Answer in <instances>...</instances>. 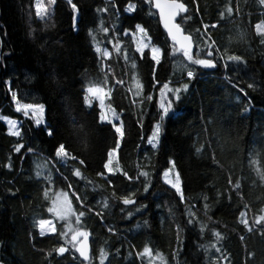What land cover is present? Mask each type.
I'll return each instance as SVG.
<instances>
[{
    "label": "trees",
    "instance_id": "obj_1",
    "mask_svg": "<svg viewBox=\"0 0 264 264\" xmlns=\"http://www.w3.org/2000/svg\"><path fill=\"white\" fill-rule=\"evenodd\" d=\"M179 1L187 11L177 23L192 37L193 59H213L212 70L176 60L173 41L144 0H56L44 19L36 17L33 0H0V115L22 120L20 136L8 134L0 120V264H85L68 236H61L62 222L43 236L35 226L39 219H53L47 209L59 190L69 193L77 214L85 213L79 226L91 231L88 264H100L101 249L107 253L104 264H264V224H255L264 215V35L256 29L264 26V5ZM129 4L136 6L132 13L125 12ZM136 25L161 49L159 64L149 49L144 55L135 51ZM94 43L107 49L109 58L97 53ZM230 55L243 63L228 61ZM134 73L140 90L133 85ZM165 83L181 92L178 100L171 95L172 113L161 120L157 94ZM90 84L109 91L108 105L123 124L117 153L122 171L108 178L98 173H105L116 133L111 123L100 121L97 103L85 104ZM10 89L44 106L45 127L14 109ZM158 122L161 135L153 148L148 139ZM60 145L76 159L59 163ZM169 160L180 176L183 202L162 179ZM122 197L135 203L124 205ZM241 212L252 231L240 223ZM146 245L152 257L138 255ZM61 246L68 251L58 255L54 249ZM156 253L163 262L153 259Z\"/></svg>",
    "mask_w": 264,
    "mask_h": 264
},
{
    "label": "snow or ice",
    "instance_id": "obj_2",
    "mask_svg": "<svg viewBox=\"0 0 264 264\" xmlns=\"http://www.w3.org/2000/svg\"><path fill=\"white\" fill-rule=\"evenodd\" d=\"M56 2V0H47V4L44 3V0H35L34 3V8H35V13L36 16L38 18L44 19L49 15V9L52 5H54ZM68 2L71 4L72 0H68ZM145 3L150 4L151 6H154L155 8H157L160 12V19H161V23L163 24L164 28L166 29L168 36L170 37V39L173 41V53H175L176 51H180L183 53V56L186 60H188L191 64L194 65H199L202 68L205 69H212L214 68L216 65L213 61V59L211 58H205V59H193L192 56V51H193V41H192V37L191 35H185L183 34L181 27L179 24L174 23L173 20L174 18L179 14V13H183L186 12L187 9L185 7V5L181 2H179V0H144ZM259 3L261 5H264V0H259ZM73 11L75 13L76 11V5L73 4L72 5ZM136 6L133 4H129L128 7L125 9L126 13H132L133 11H135ZM100 11H107V9H101ZM227 14L230 16L232 15V8L228 7L226 9ZM225 15V13H221V16L223 17ZM75 20V17H74ZM215 27V26H213ZM257 29V33L264 35V26L258 24L256 26ZM103 31L105 33H107L109 30L107 28H103ZM136 31L140 34V39L138 41L135 40L134 37V42L136 43V48L135 51L140 53L141 55L145 54V49H149L150 51V56H151V60L154 61L156 64H159L161 61V49L159 47L153 46L151 44L150 39L145 42V38L147 37V33L144 30V28H142L140 25H136ZM89 35H92V32L90 30ZM93 40L95 41V37L93 36ZM264 42V41H262ZM94 50L97 53L101 52V48L96 46V44L94 43L93 45ZM120 44L116 43L115 44V49L116 51L120 50ZM212 45H209V48H211ZM110 53L108 50H103V58H109ZM208 56L211 57L212 56V52L209 51L208 52ZM125 59L127 60V55L125 54ZM228 61H235L238 63H243V60L240 56H236V55H230L227 57ZM133 69H135L136 65L135 62H133L132 64ZM187 76L189 79H192L194 77V73L192 71H188L187 72ZM133 85L137 90L142 89V85L139 82L138 78L136 77L135 73L133 74ZM104 83H107V79H105ZM117 83H121L120 81H117ZM166 89L168 88L167 85L164 86ZM249 88H252L253 85L249 84L248 85ZM188 85L185 84L183 85V89L187 90ZM86 95L84 97L85 100V104H89L90 103V98H96L99 99L101 101V104H103V98L109 95V92L105 91V89L103 87H101L100 85L97 84H90L89 86H87L84 89ZM168 91H173L172 89H168ZM176 93L175 98L178 100L179 97V93L181 92L180 88H177L174 90ZM12 99L13 102L16 103V111H21L24 110L25 115H27V110L31 109L33 112V115L35 116L37 113L40 114L39 117H37V123H41L42 122V114L44 111V106L40 105V104H20L17 101V96L16 93H12ZM149 100L152 99V97H148ZM172 108V103L169 102L167 104V106L161 104V109L164 113H168L169 109ZM110 116L115 117L116 113L114 111V109L111 108V106L109 105L107 110H104L102 108L101 110V115L99 117L101 122H108L112 124V128L114 129L115 133H116V139H115V148L110 149L108 152V160L105 162L104 164V169L107 171V173L109 174H115L116 172L122 171L119 168V165L117 163L116 167H113V160L116 157V152L117 150L120 148L121 145V139L124 136V131H123V127L122 125H117L115 123H112V121L109 119ZM8 124H9V134L13 135V136H20V130L17 127V122L13 121V120H8ZM49 135H51V131H49L48 133ZM160 135H161V126L159 124L154 125V129H153V133L152 135L149 137V143L152 145L153 148H156L159 140H160ZM20 146H17V151L19 150ZM200 149H197V152H199ZM56 156L64 159L65 161H67V159H72L75 160L76 157L72 156L68 151H66L65 146L64 145H60L57 149H56ZM81 164H83V161H80ZM170 165H172L171 169H166L165 172L163 173L164 177H165V183L170 184L172 188H174L176 190V193L180 196L181 202L184 201V196L181 190V180H180V176L178 173L175 174V180H171L168 179L170 172H175V166H174V162L169 160L168 162ZM253 163H255V161H253ZM39 167V166H38ZM257 171L259 172V169H257ZM37 176L39 177L41 175L40 171H37ZM123 175H125V177H127V173L123 172ZM73 175L76 177H81V172L79 169H74L73 170ZM98 175L103 176V173H98ZM139 175H142L144 177L148 176L147 172H140ZM45 179L47 180H51V176H47L45 177ZM129 179H131L129 177ZM261 180H264V174L261 175ZM231 183V181H229ZM148 185H145V189L147 190ZM235 188H239L240 184L239 182H237L236 185H234ZM48 192L49 190L46 189L45 190V197L49 198L48 196ZM73 195H75V193H73ZM113 196H115V193H113ZM77 200H79V197H76ZM206 199V198H205ZM122 203L124 205H132L135 203L134 200L126 198V197H122L121 198ZM105 207H107V201H105ZM208 205L205 204V209H207ZM48 212L50 213H54V215L58 218V219H62V220H68V218L70 216H75L76 217V224L79 225L80 221H81V217H83L85 215L84 212H80V213H76L72 207V201L69 199L68 197V193L66 192H57L55 193V198L52 199L51 201V206L47 209ZM139 211V209L137 210ZM262 212H264V209H261ZM129 215H131V213H129ZM194 214L193 213H189V219H188V224L191 225L194 223ZM240 223L244 225L245 229H247L248 231H252V228L249 226V222L248 220L245 218V213L241 212L240 213ZM255 224L259 225V224H264V215L258 216L255 219ZM35 226L39 229L40 231V235L43 236L45 234L46 231H50V232H55L56 229L55 227L52 225V221L48 220V219H39L37 221H35ZM204 225H201V231L204 230ZM67 228V232L71 234V240L67 241V243H70L72 248L75 249L76 252L79 253V256L82 258L83 262H85V264H88V262L90 261V256H89V245H88V238H89V232L86 230H82L80 227H72L71 224H67L66 225ZM111 231V229H110ZM66 233L62 232L61 236H65ZM213 235L216 237V239L219 241L222 239L220 233L218 232H214ZM215 247V245L213 246ZM54 251L58 254V255H62L65 252L68 251L67 247L61 246L59 248L54 249ZM216 251L219 252L220 249L216 248ZM48 255H51V253H48ZM138 255H144V256H149L152 257V250L146 245L143 249V253L142 254H138ZM107 257V253L101 249L100 250V264H104V260ZM159 259L161 262H163V257L161 256V254L156 253L155 257H153V259ZM226 259V258H225Z\"/></svg>",
    "mask_w": 264,
    "mask_h": 264
},
{
    "label": "rangeland",
    "instance_id": "obj_3",
    "mask_svg": "<svg viewBox=\"0 0 264 264\" xmlns=\"http://www.w3.org/2000/svg\"><path fill=\"white\" fill-rule=\"evenodd\" d=\"M67 2H68V0H66ZM34 3H35V0H33V5H34ZM44 3L45 4H47V0H44ZM72 3V2H71ZM33 8H34V6H33ZM52 10H53V5L50 7V9H49V15L47 16V17H49L50 16V14L52 13ZM34 11H35V8H34ZM35 15H36V13H35ZM77 10L75 11V13H74V17H75V20H74V18H73V20H74V23L77 21ZM37 17V16H36ZM46 17V18H47ZM145 30V29H144ZM146 31V30H145ZM146 33H147V31H146ZM132 34V38H133V41H134V37H135V40L136 41H138L139 39H140V34L137 32V31H135V32H133V33H131ZM150 39V41H151V38H150V36H149V34L147 33V37L145 38V42H147L148 40ZM134 44H135V48H136V43L134 42ZM103 50H105V49H101V53L103 54ZM107 50V49H106ZM179 54H181L182 56H179ZM175 55H176V60L177 61H183L184 63H188V64H191L188 60H186L185 58H184V56H183V53L182 52H180V51H176V53H175ZM188 77V76H187ZM165 85H167L168 86V88L166 89L164 86ZM177 88H179L178 86H175V85H173V84H171V83H165V84H163V85H161V87H160V89H159V91H158V94H157V105H158V108H159V110H160V119L161 120H163V119H165L166 117H167V115H169V114H171L172 113V108L171 109H169V111H168V113H164L163 111H162V109H161V104H163V105H165V106H167V104L170 102V97H171V95H176V93H175V89H177ZM168 89H172L173 91H168ZM105 91H107V92H109L108 90H106L105 89ZM12 93H16V96H17V101L20 103V104H30V105H33V104H35V103H31V102H27L26 100H25V94L24 93H22V92H17V91H15V90H11L10 89V95H11V101H12V104H13V107H14V109L16 110V103H14L13 102V99H12ZM109 96V95H108ZM108 96H106V97H104L103 98V104H101V101L99 100V99H96V98H90V103L89 104H86L88 107H91L92 106V104L95 102V103H97V105L99 106V108H100V115H101V110H102V108L104 109V110H107V108H108V101H107V99H108ZM18 112V111H17ZM19 113L22 115V117L24 118V119H30L32 122H33V124L35 125V126H43V127H45L46 126V121H45V115H44V111H43V114H42V122L41 123H37V117H39L40 116V114L39 113H37L35 116L33 115V112H32V110L31 109H29V110H27V115H25V112H24V110H21V111H19ZM116 113V112H115ZM109 119L112 121V123H115V124H117V125H122V127H123V124H122V120L120 119V117H119V115L116 113V116L115 117H113V116H110L109 117ZM0 120L6 125V128H7V133L9 134V124H8V120H13V121H16L17 122V127L19 128V130H20V126H21V123H22V120H17V119H12V118H9V117H6V116H3V115H0ZM106 122V121H105ZM156 124H159L160 126H161V129H162V122H158V123H156ZM155 124V125H156ZM153 133V132H152ZM152 135V134H151ZM148 142H149V139H148ZM159 144V143H158ZM117 153H118V150H117V152H116V157L114 158V160H113V167H116V165H117V163H118V156H117ZM56 158H57V160H58V162L59 163H61V164H64V163H66L69 159H67V161H65L64 159H61V158H59V157H57L56 156ZM175 166V165H174ZM171 167H172V165H170L169 164V166H168V168L167 169H171ZM165 172V171H164ZM117 173V172H116ZM176 173H178L177 172V170H176V168H175V172H170V174H169V177H168V179H171V180H175V174ZM110 175H114V174H109V173H107V171L105 170V173L103 174V177L104 178H108ZM162 179H163V181L165 182V177H164V175H162ZM167 184V183H166ZM167 185H169V186H171L170 184H167ZM71 192H72V190H70ZM58 192H65V191H62V190H59ZM57 193V192H56ZM67 193V192H66ZM68 197H69V193H68ZM55 198V197H54ZM69 199H70V197H69ZM72 207H73V205H72ZM140 210V206L139 205H137V206H134L133 207V209L131 210V212L133 213V214H136L138 211L137 210ZM52 215H53V219H48V220H51L52 221V225L55 227V229L57 230V224H56V222H62L64 225L61 227V230L63 231V232H65L66 233V235L65 236H68V238L70 239V233H68L67 232V228H66V225L67 224H71V226L72 227H80L79 225H77L76 224V217L75 216H70L69 218H68V220H62V219H58L55 215H54V213H51ZM81 228V227H80ZM40 232V231H39ZM50 233H53V232H50V231H46L45 232V234H50ZM70 246H71V244H70ZM74 249V248H73Z\"/></svg>",
    "mask_w": 264,
    "mask_h": 264
},
{
    "label": "water",
    "instance_id": "obj_4",
    "mask_svg": "<svg viewBox=\"0 0 264 264\" xmlns=\"http://www.w3.org/2000/svg\"><path fill=\"white\" fill-rule=\"evenodd\" d=\"M162 2H163V0H162ZM179 2L183 3L182 1H179ZM183 4L185 5V7H186V9H187L186 4H185V3H183ZM152 9L155 11V13H156V15H157V17H158V20H159V23H160L162 29L167 33L166 29L164 28L163 24L161 23L160 12H159V10H158L157 8H155L154 6H152ZM183 13H185V12H183ZM181 14H182V13H179V14L174 18V20H173L174 23H177V20H178V18H179V16H180ZM177 24H178V23H177ZM181 30H182L183 34H185L182 28H181ZM167 35H168V33H167ZM185 35H187V34H185ZM193 50H194V45H193ZM214 68H215V67H214ZM214 68H212V69H214ZM212 69H207V70H212ZM81 229H82V230H86V231L89 232L88 245H89V256H90V260H91V253H92L91 231H90L89 229H85V228H81ZM70 239H71V235H70ZM74 251H75V249H74ZM75 253H76L77 257L79 258V260L83 262L82 258L79 256V253L76 252V251H75ZM89 262H90V261H89ZM89 262H88V263H89ZM83 263H85V262H83Z\"/></svg>",
    "mask_w": 264,
    "mask_h": 264
},
{
    "label": "flooded vegetation",
    "instance_id": "obj_5",
    "mask_svg": "<svg viewBox=\"0 0 264 264\" xmlns=\"http://www.w3.org/2000/svg\"><path fill=\"white\" fill-rule=\"evenodd\" d=\"M71 240V239H70Z\"/></svg>",
    "mask_w": 264,
    "mask_h": 264
}]
</instances>
